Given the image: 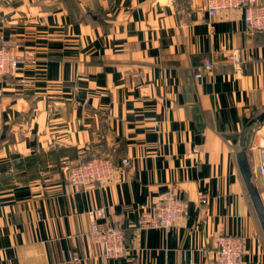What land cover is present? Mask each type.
Segmentation results:
<instances>
[{
    "label": "crops",
    "instance_id": "obj_1",
    "mask_svg": "<svg viewBox=\"0 0 264 264\" xmlns=\"http://www.w3.org/2000/svg\"><path fill=\"white\" fill-rule=\"evenodd\" d=\"M4 40L36 61L0 76V264H212L218 234L242 238L243 264H264V230L238 163L245 147L264 207V124L242 137L264 112V33H249L241 10L211 17L205 0H0ZM236 48L241 66L219 58L195 78ZM78 150L128 163L78 190L59 168ZM173 188L184 219L168 232L135 229ZM99 208L101 222H127L121 259L103 257L89 235Z\"/></svg>",
    "mask_w": 264,
    "mask_h": 264
},
{
    "label": "built area",
    "instance_id": "obj_2",
    "mask_svg": "<svg viewBox=\"0 0 264 264\" xmlns=\"http://www.w3.org/2000/svg\"><path fill=\"white\" fill-rule=\"evenodd\" d=\"M207 11L211 17L226 11L241 10L243 21L249 33H264V5L257 0H205ZM243 50L225 49L208 60L197 69L195 78L201 79L204 71H211L215 67V60L223 58L239 67L243 63ZM36 54L33 49L22 47L12 40L0 43V76L12 74L19 66L29 63L34 64ZM128 163L123 159L121 165L114 163L109 158H87L83 150H78L77 159H62L60 162L61 173L65 182L75 189L83 190L93 185L108 183L117 170ZM264 172V167H260ZM177 189L173 188L161 203L152 211L140 215L133 225L137 230H160L168 232L176 222L185 217V201L178 196ZM105 217L104 209L94 211V220L91 223L89 235L102 247L103 257L106 259H121L125 255V230L127 222L117 219L114 223L101 222ZM215 255L212 264H243L245 254L241 237L228 234H218L214 237ZM73 260L80 263L78 253Z\"/></svg>",
    "mask_w": 264,
    "mask_h": 264
},
{
    "label": "water",
    "instance_id": "obj_3",
    "mask_svg": "<svg viewBox=\"0 0 264 264\" xmlns=\"http://www.w3.org/2000/svg\"><path fill=\"white\" fill-rule=\"evenodd\" d=\"M238 163H239V167L242 173V176L244 178V181L246 183V186L248 188L249 194L251 196L253 205L255 207L257 216L261 222L262 228L264 230V207L263 204L261 202V198L260 195L257 191V189L254 187L252 181H251V170L249 167V161L247 158V152L246 151H241L238 154Z\"/></svg>",
    "mask_w": 264,
    "mask_h": 264
},
{
    "label": "trees",
    "instance_id": "obj_4",
    "mask_svg": "<svg viewBox=\"0 0 264 264\" xmlns=\"http://www.w3.org/2000/svg\"><path fill=\"white\" fill-rule=\"evenodd\" d=\"M250 121V122H249ZM249 121H246L245 122V130H247V129H251V127L254 125V124H256V123H264V112H261V113H258V114H255V115H253L252 116V118L249 120ZM246 132V131H245ZM244 132V133H245ZM244 133H243V135H244ZM243 137V136H242ZM244 139V138H243ZM243 151L244 150H246V148L245 147H243V149H242ZM5 171V167H2L1 168V172H4Z\"/></svg>",
    "mask_w": 264,
    "mask_h": 264
},
{
    "label": "rangeland",
    "instance_id": "obj_5",
    "mask_svg": "<svg viewBox=\"0 0 264 264\" xmlns=\"http://www.w3.org/2000/svg\"><path fill=\"white\" fill-rule=\"evenodd\" d=\"M260 124H262V123H256V124H254V125H256L255 127H257V126H259ZM264 124V123H263ZM252 133H253V130H252V128L249 130V129H247L246 130V132L244 133V135H243V137H245V138H248L249 136H251L252 135ZM60 165V164H59ZM60 168V170H61V166L59 167ZM171 190H169V192H170ZM168 195V194H167ZM166 195V196H167ZM165 196V197H166ZM164 199V198H163ZM186 210V209H185ZM186 212V211H185ZM125 250H126V248H125Z\"/></svg>",
    "mask_w": 264,
    "mask_h": 264
}]
</instances>
